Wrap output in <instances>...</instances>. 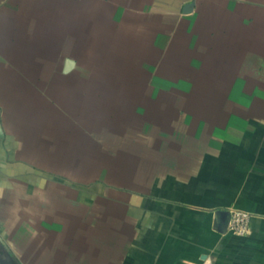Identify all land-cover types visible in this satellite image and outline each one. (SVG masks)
I'll list each match as a JSON object with an SVG mask.
<instances>
[{"label":"rangeland","instance_id":"374dc122","mask_svg":"<svg viewBox=\"0 0 264 264\" xmlns=\"http://www.w3.org/2000/svg\"><path fill=\"white\" fill-rule=\"evenodd\" d=\"M207 28L156 45L47 23L26 56L0 35V166L17 179L0 187V234L24 264L132 260L130 236L102 229L138 222L123 216L146 191L136 178L168 145L223 140L210 132L242 122L264 137V58L261 72L235 73L226 29Z\"/></svg>","mask_w":264,"mask_h":264},{"label":"crops","instance_id":"0c3cea01","mask_svg":"<svg viewBox=\"0 0 264 264\" xmlns=\"http://www.w3.org/2000/svg\"><path fill=\"white\" fill-rule=\"evenodd\" d=\"M47 23H62V31L74 36L82 30L107 40L156 45L167 37L205 33L213 30L208 26L217 25L233 42L224 57L237 68L235 73L261 72L256 66L264 58V0H0V35L14 42L8 44L14 55L39 49L47 40ZM230 125L210 132L223 140L214 136L218 140L194 146L168 145L165 152L170 156L138 174L136 181L145 184L146 191L130 194L123 215L137 216L138 222L102 229L104 238L109 229L119 239L131 238L127 253L132 260L119 264H264L263 132L247 131L244 122ZM8 166H0L1 188L13 187L17 180ZM221 209L249 212L244 235L216 228ZM105 212L106 218L117 221L116 209Z\"/></svg>","mask_w":264,"mask_h":264},{"label":"water","instance_id":"95a60500","mask_svg":"<svg viewBox=\"0 0 264 264\" xmlns=\"http://www.w3.org/2000/svg\"><path fill=\"white\" fill-rule=\"evenodd\" d=\"M75 65V60L71 57H67L64 65V71L68 72L70 71ZM219 214V221L216 225V228L220 232H227L228 229V221L230 217V212L228 210H218ZM0 245L3 247V250L6 252V254L9 256L11 260H19V258L14 254L6 240L2 237L0 234ZM2 258V259H1ZM0 260H5V258L1 254L0 250Z\"/></svg>","mask_w":264,"mask_h":264},{"label":"built area","instance_id":"2783aa9c","mask_svg":"<svg viewBox=\"0 0 264 264\" xmlns=\"http://www.w3.org/2000/svg\"><path fill=\"white\" fill-rule=\"evenodd\" d=\"M251 216L249 212L241 209L230 211L228 230L236 235H244L249 228Z\"/></svg>","mask_w":264,"mask_h":264},{"label":"flooded vegetation","instance_id":"af4514ba","mask_svg":"<svg viewBox=\"0 0 264 264\" xmlns=\"http://www.w3.org/2000/svg\"><path fill=\"white\" fill-rule=\"evenodd\" d=\"M0 250L2 256L5 258V260H0V264H24L22 260H11L9 256L6 254V252L3 250V247L0 245ZM2 259V258H1Z\"/></svg>","mask_w":264,"mask_h":264}]
</instances>
